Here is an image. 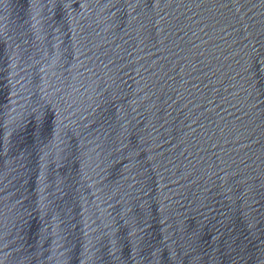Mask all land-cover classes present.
I'll return each mask as SVG.
<instances>
[{
  "label": "water",
  "instance_id": "1",
  "mask_svg": "<svg viewBox=\"0 0 264 264\" xmlns=\"http://www.w3.org/2000/svg\"><path fill=\"white\" fill-rule=\"evenodd\" d=\"M0 264H264V0H0Z\"/></svg>",
  "mask_w": 264,
  "mask_h": 264
}]
</instances>
